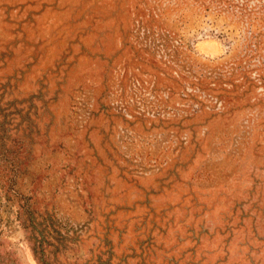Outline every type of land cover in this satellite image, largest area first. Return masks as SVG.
I'll return each instance as SVG.
<instances>
[{"label": "rangeland", "instance_id": "1", "mask_svg": "<svg viewBox=\"0 0 264 264\" xmlns=\"http://www.w3.org/2000/svg\"><path fill=\"white\" fill-rule=\"evenodd\" d=\"M0 264H264V0H0Z\"/></svg>", "mask_w": 264, "mask_h": 264}]
</instances>
